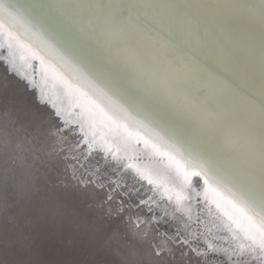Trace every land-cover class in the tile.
I'll return each instance as SVG.
<instances>
[{"label":"snow or ice","instance_id":"6c2138e0","mask_svg":"<svg viewBox=\"0 0 264 264\" xmlns=\"http://www.w3.org/2000/svg\"><path fill=\"white\" fill-rule=\"evenodd\" d=\"M0 41L39 60L80 108L44 127L79 192L105 217H128L123 246L146 249L147 264H264V0H0ZM9 71L5 145L9 129L42 123ZM140 144L170 182L136 162ZM193 176L229 220L228 247L168 219L174 202L192 221ZM134 211L146 219L133 223Z\"/></svg>","mask_w":264,"mask_h":264},{"label":"water","instance_id":"95a60500","mask_svg":"<svg viewBox=\"0 0 264 264\" xmlns=\"http://www.w3.org/2000/svg\"><path fill=\"white\" fill-rule=\"evenodd\" d=\"M39 63L26 53H10L6 44L0 48V80L9 69L14 92L23 106L42 122L21 125L18 131L9 129L6 145L0 132V264H147L146 249L133 254L123 246L120 233L116 232V229H124L128 217L124 221L105 217L104 209L81 194L75 180L71 179V168L66 169L71 161L64 160L61 144L44 126L63 120L74 121L80 108H73L72 101L67 100L69 97L59 85L61 90L57 92L50 80L40 81L44 70ZM66 101L70 106L65 105ZM57 112L63 114L57 116ZM2 120L3 109L0 108V122ZM17 143L22 145L20 149ZM137 149L136 162L158 172L161 180H172L171 174L166 176L162 168L153 170L154 157L146 153L141 144ZM198 180L199 177H191L195 185L191 186L190 195L193 201H199L193 207L192 221L188 220L187 213L175 209L174 202L167 204L171 214L168 219L181 226L191 223L197 231L206 234L204 244L228 247L233 242L227 227L229 220L221 208L214 210L211 200H205L202 181L197 183ZM169 186L175 185L169 183ZM197 217L199 222L193 223ZM131 219L138 223L146 217L141 214L138 220L134 211ZM109 225L113 226L111 230ZM160 230L164 231L165 227Z\"/></svg>","mask_w":264,"mask_h":264},{"label":"bare ground","instance_id":"6f19581e","mask_svg":"<svg viewBox=\"0 0 264 264\" xmlns=\"http://www.w3.org/2000/svg\"><path fill=\"white\" fill-rule=\"evenodd\" d=\"M237 2L238 3H240V4H248L247 2H242L241 0H237ZM27 54V53H26ZM28 55V54H27ZM24 59H25V62H27L28 63V59L26 60V58L24 57ZM30 63V62H29ZM53 63H55L54 61H53ZM39 65H40V63H39ZM15 66H17V65H15ZM25 66V65H24ZM41 67V66H40ZM17 68H18V66H17ZM19 72H23V70H21V68L19 69ZM40 75L41 76H39L40 77V81L41 80H45L46 81V79H48V80H50L51 81V83H53V85H54V89L53 90H57V92H58V90H59V92H60V84H59V82H58V80H54L53 79V77H52V74L51 73H49V74H47V76H45V74H44V72H41L40 73ZM58 83V84H57ZM60 87H59V86ZM62 91V90H61ZM66 100V99H65ZM67 100H69V101H72V100H70L69 98H67ZM65 105H69V103L66 101L65 102ZM70 106V105H69ZM71 108V107H70ZM77 119V118H76ZM142 146H143V144H141ZM151 163L153 164V165H155V167H153V166H151L152 168H154L153 170H160L161 168V170H162V172H164V174L166 175V176H168V174L170 173L168 170H166L165 169V167L163 166V162L162 161H160L158 158H153L152 160H151ZM156 165H158V166H156ZM193 185H195L194 183H192V187H194ZM210 200H211V198H209ZM187 203V201L185 202V204ZM210 204H214V203H210ZM214 206V210H218V207L214 204L213 205ZM206 208V207H205ZM216 212V211H215ZM217 213V212H216ZM228 219V218H227Z\"/></svg>","mask_w":264,"mask_h":264}]
</instances>
